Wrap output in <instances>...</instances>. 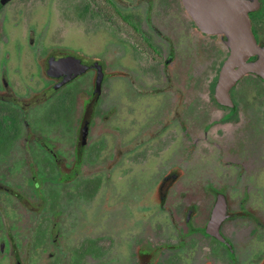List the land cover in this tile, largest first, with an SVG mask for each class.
I'll list each match as a JSON object with an SVG mask.
<instances>
[{
  "label": "flooded vegetation",
  "instance_id": "af4514ba",
  "mask_svg": "<svg viewBox=\"0 0 264 264\" xmlns=\"http://www.w3.org/2000/svg\"><path fill=\"white\" fill-rule=\"evenodd\" d=\"M243 1L258 66L219 93L231 40L183 0H0V264H264Z\"/></svg>",
  "mask_w": 264,
  "mask_h": 264
},
{
  "label": "water",
  "instance_id": "95a60500",
  "mask_svg": "<svg viewBox=\"0 0 264 264\" xmlns=\"http://www.w3.org/2000/svg\"><path fill=\"white\" fill-rule=\"evenodd\" d=\"M183 3L203 29L224 33L231 40L233 53L224 66L218 84V92L223 93L244 71L256 69L258 66L243 65L239 70H234V60L239 56L247 57L254 46L248 8L243 0H183Z\"/></svg>",
  "mask_w": 264,
  "mask_h": 264
}]
</instances>
